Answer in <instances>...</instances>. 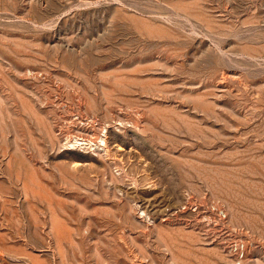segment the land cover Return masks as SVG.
<instances>
[{"label": "rangeland", "instance_id": "1", "mask_svg": "<svg viewBox=\"0 0 264 264\" xmlns=\"http://www.w3.org/2000/svg\"><path fill=\"white\" fill-rule=\"evenodd\" d=\"M0 264H264V0H0Z\"/></svg>", "mask_w": 264, "mask_h": 264}, {"label": "bare ground", "instance_id": "2", "mask_svg": "<svg viewBox=\"0 0 264 264\" xmlns=\"http://www.w3.org/2000/svg\"><path fill=\"white\" fill-rule=\"evenodd\" d=\"M69 137V136H68ZM76 142H78V139H77V137H70V139L68 140V143L69 144H74V143H76ZM84 144V143H83Z\"/></svg>", "mask_w": 264, "mask_h": 264}]
</instances>
